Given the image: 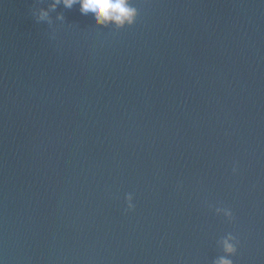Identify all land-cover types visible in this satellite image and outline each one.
I'll return each mask as SVG.
<instances>
[{"label": "water", "instance_id": "1", "mask_svg": "<svg viewBox=\"0 0 264 264\" xmlns=\"http://www.w3.org/2000/svg\"><path fill=\"white\" fill-rule=\"evenodd\" d=\"M49 2L0 0L4 264H264V0Z\"/></svg>", "mask_w": 264, "mask_h": 264}, {"label": "clouds", "instance_id": "2", "mask_svg": "<svg viewBox=\"0 0 264 264\" xmlns=\"http://www.w3.org/2000/svg\"><path fill=\"white\" fill-rule=\"evenodd\" d=\"M61 4L67 9L78 6L81 15L91 18L97 26L101 27L113 26L116 29H121L133 25L139 15L135 0H50L48 6L41 9L39 16L35 17L36 20L38 22L47 21L49 25H52L54 21L50 13ZM56 19L62 22L64 17L62 14H57ZM133 201V194L127 193L125 196L126 211L135 208ZM215 213L222 214L230 221L234 219L233 211L229 207H215ZM239 243L238 237L233 232L225 233L217 241L222 254L216 256L211 264H235L233 257L239 251ZM0 264H4L2 258H0Z\"/></svg>", "mask_w": 264, "mask_h": 264}]
</instances>
